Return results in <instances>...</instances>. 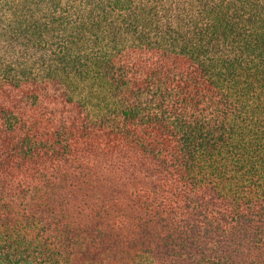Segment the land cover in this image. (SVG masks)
<instances>
[{
    "label": "trees",
    "instance_id": "1",
    "mask_svg": "<svg viewBox=\"0 0 264 264\" xmlns=\"http://www.w3.org/2000/svg\"><path fill=\"white\" fill-rule=\"evenodd\" d=\"M0 264H264V0H0Z\"/></svg>",
    "mask_w": 264,
    "mask_h": 264
}]
</instances>
